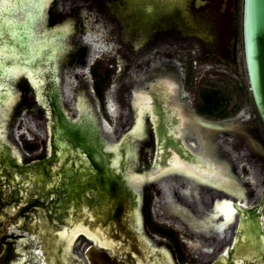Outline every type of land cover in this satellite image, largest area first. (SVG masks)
I'll list each match as a JSON object with an SVG mask.
<instances>
[{"label":"water","instance_id":"1","mask_svg":"<svg viewBox=\"0 0 264 264\" xmlns=\"http://www.w3.org/2000/svg\"><path fill=\"white\" fill-rule=\"evenodd\" d=\"M53 3L54 0L48 3L44 0L0 2V162L5 161L1 170L9 174L10 170H15L12 163L21 161L22 158L28 160L31 157H44L46 141L39 136L38 131L43 132V136L47 135L43 127L47 115L36 103L34 91L27 84L25 77L34 87L40 103L46 106L44 98L51 99L59 126L58 129L51 122L48 127V154L52 157L50 174L47 177H39L42 175L39 169L44 172L45 170L37 166L39 169L36 173H29L30 175L25 177L29 178L20 186L23 204H28L34 190L39 188L41 194L43 190L40 189L45 184L50 185L48 194L52 201H55L46 211L55 226H49L39 215L29 229L31 233L36 234V239L42 238L41 232L47 238V251L42 244L37 251L36 256L39 257H36V260L40 261L47 252L48 258L41 260L46 264H72L71 257L82 261L85 249L92 242L96 247H89L85 253L89 264H130L111 256L105 250H100V247L128 257L133 264H175L167 247L149 239L144 231L145 197L137 170L136 173L129 174L133 161L129 150L104 139L99 136V131L93 130L94 126H97L93 107H88L85 97L78 101L79 118L72 120L73 122L63 111L62 88L60 87V91L55 86H59L60 82L58 70L62 55L60 39L51 23ZM37 8L41 9L38 15L35 13ZM243 37L249 87L257 114L264 124V0H244ZM60 74L62 76V66ZM52 76H55L58 82L55 83V80L51 79ZM192 117L200 126L210 129L228 130L231 126L206 121L193 115ZM60 129L64 130L60 132ZM157 131L161 145L171 144L170 139L173 141L175 138V134L166 129V123ZM63 136H67V142L62 139ZM201 136L204 140L205 136ZM52 139L55 142V151L51 147ZM110 141L113 142L112 145ZM126 142L128 147L131 146L129 137ZM37 146H41V150L33 153ZM29 147L32 151L28 155L25 150ZM157 147L161 149L160 144H157ZM185 148L192 156L200 154V151L194 153ZM199 154L196 155L197 158H200ZM92 161L102 172L105 168L109 172L112 170L116 176L126 180L127 186L119 187L122 180L113 177L111 171V181L107 180L111 185V193H114L111 197L100 194V190L104 191L109 184L108 187L103 184V178L99 177ZM214 162L219 165L215 160ZM226 166L229 172L233 170L230 168L232 163ZM131 169H134V166H131ZM18 180H22L21 175ZM130 188H139L144 203L138 193H135L136 196L127 197ZM107 191L110 193L109 189ZM57 203H61L58 208L62 207L59 212L54 211ZM235 206L239 208L242 205L235 203ZM238 208L237 233L220 257L223 258L222 264H264V196L254 207H244V210ZM121 222L127 225L126 231L119 226ZM18 225L23 229L24 221L18 222ZM37 225L41 228L40 233L35 230ZM81 235L90 242L80 238ZM1 239L2 233L0 241ZM2 247L5 248L4 251ZM15 260L16 255L12 253L9 244L5 247L0 243V264H11ZM219 261L216 260L215 264H219Z\"/></svg>","mask_w":264,"mask_h":264},{"label":"flooded vegetation","instance_id":"2","mask_svg":"<svg viewBox=\"0 0 264 264\" xmlns=\"http://www.w3.org/2000/svg\"><path fill=\"white\" fill-rule=\"evenodd\" d=\"M191 1L192 0H128V8L137 12L138 17L140 18V24L152 26L163 20V18H172V16L176 13L182 14L184 16V19L188 20L189 12L187 11V7ZM194 4L196 7H201L205 4V1L195 0ZM109 17L112 18L111 16ZM202 23H197L195 22V20H192L188 24L193 26L196 25L197 30H199V27L201 26L200 24ZM66 24H64L66 25V27H63V29L66 30L64 38L62 39L63 43L66 34L70 30L69 28H71L70 22H67ZM156 37L157 34L155 32L152 33V38ZM89 38H92V36H89ZM125 41L126 40H124V42ZM147 50V44L144 48H140V51H137V54L140 57L133 65L128 68L127 74L122 78H117L114 83H109L108 85V87H112L113 85L117 84L122 88L116 94H112L111 96L106 97L107 101L105 99L103 100L104 109L108 113L109 111L114 113V115L117 117L115 119L116 126H113L106 118L101 119V117L95 113L94 108L91 107V102H95L93 96L95 90L92 88V83L96 81L98 84L100 81V76L93 67L95 66V61L98 59L99 53L104 51L103 44L90 41L77 49H73L70 54L65 53L64 59H66L68 67H70V69L65 72L66 79L68 78L69 80H71L70 78L72 76H76L82 77L83 80H81L77 84V96L75 99H69L68 97V95H70L71 93V86L66 85L65 89H62L61 95L63 94V96L61 99V105L63 111L67 116L69 115L71 121L76 119L77 117L79 118L78 113L80 111V108L77 107L78 101L79 99L85 97L88 107L92 108L93 110L94 119L97 125L94 126L93 130L99 131V136L107 139L105 135L108 136L111 134V136L115 137V132L122 129L123 133L115 143L129 150L132 158H134V151L136 149L133 143V136L138 135L139 137H141V141H144L143 134L148 132V124H150L152 130L151 133L153 135L154 159L152 161V166L143 172L144 175H138L140 183L142 184L148 180H155V186L160 194V200L157 202L155 207L158 214L166 219H174L180 227L186 230L187 235L197 239L198 243H195L194 249L192 250L194 259H197L198 262L205 260V262H208L207 264H215L216 260L219 259V264H222L223 258L220 257L223 255L224 251L223 243L226 240L225 232L228 230V227L231 228V226H234L233 224L237 222V225L235 224L236 227L234 228L235 230L231 238L232 240L237 233L239 224L237 215H235L237 218H235L233 222L225 221L223 209H226L228 207L233 211L234 214H236L235 212H238V207L235 206V203L246 205L248 196L252 200L258 198L259 192H256V190H259V187L264 189L263 183L262 186H260V183L262 181L261 179L264 177V156L260 155L258 151H255L253 146H250L249 148L244 141L235 143V140H233V138H230L227 143H223L221 142L220 138L217 139V136L211 139L207 137L206 134H203V136H205V139H202V143L205 148H211L213 146L214 149L212 150H215L213 152L215 154L219 153L220 158L226 163V165L229 166V164L232 163V167L230 168H232L233 170L229 172L226 168L227 166L224 167L223 165H217L213 159L211 160L209 151H200V154L198 153L200 155V158L196 157V155L198 154L192 156L185 147L189 148L191 152L197 153L195 151H199L198 149H196L198 140L197 136L193 134V130H191V132H188L185 125L187 124L188 120V118L184 116L186 113L185 109L187 111L190 110L189 105H187L186 103L181 104L178 100V97L182 94L180 71L176 66L172 64L171 61L165 64H160L158 63L159 61L156 58L154 60H151L152 62L146 63L148 56ZM63 51H65V46L63 48ZM63 54L64 52H62L61 55ZM61 63L62 62H60V67L58 70V75L60 76L59 86L55 84V86L58 87L59 90L62 83V76L60 74L62 66ZM77 69L80 71L78 72ZM85 70H90L89 74ZM148 72H150V75H147ZM109 73L110 70L105 73V76L107 78H109ZM51 79L55 80V83L58 82L55 76H52ZM25 80L29 87L34 91L36 103L46 111L45 113L47 115V118L45 126L43 125V127L47 135H44V137L43 132L38 131L39 136L43 137L46 141V144H44L45 151H43L44 157L42 158L31 157V159L24 160L21 157V161L18 160L15 163H12L13 161H11L12 166L15 170H10L9 174H5L3 170H1L4 167L3 164L5 163V161L0 162V233H2V239L0 243L5 247L6 244H9L12 253L16 255V260L12 261L11 264H46L41 260H43L44 257L48 258L46 254L47 252L44 254V257L40 259V261L36 260V257H39L36 256V254L38 249L41 248L42 244L46 249L45 242L47 238L43 235L44 233L41 232V228H39V225H37L35 230H37V232L39 233H42L41 239H36V234L31 233L29 229L32 227V224H34L35 218L40 217L39 215H41V217L45 219L46 223H48L49 226H55L52 225L50 221V215L46 212L47 209L49 210L51 208V204L55 202L52 201L51 196L48 194L50 185L45 184V186H42V189H40V191L43 190L41 194L39 192V188L34 190L32 192V196L29 198L28 204L22 203L24 198L21 194L22 190H20V186L26 181V179L29 178L25 177L27 175H30L29 173L35 174L39 167H43L45 170L44 172L43 170L39 169V171H42V175H39V177H47L50 174L49 165L52 161V157L50 154H48V127L49 123L51 122L54 123V126L58 127V129L59 126L56 120L57 114H55L53 111L54 109L51 99H49V97L44 98L46 100V106L44 105V103H40L37 100V93L34 87L31 86L30 81L26 77ZM159 84L166 85V89L165 91H163V98L155 99L153 97V94L158 89ZM129 92L131 93V101L130 99H127L126 96ZM72 100L73 103L71 102ZM71 103L74 111L73 116H71V110L69 107ZM126 109H130L128 112L129 115L131 114V117L128 121L129 123L126 122L127 119L124 117V112L126 111ZM189 112L190 114H192V111ZM248 116L249 114L247 112H244L241 113V115L238 116L237 119L232 120L233 122H236L237 120L243 119L241 123L254 125L253 122L250 121V119H247ZM126 123L129 124V126H126ZM163 123H166V129L168 131L175 134V138L173 139V141L172 139H170L171 144L161 145V141L159 139L160 134L157 135V130L162 126ZM93 124H95L94 121ZM253 129L257 130V127H253ZM63 130L64 129H60V132H62ZM232 130L236 131L239 130V128L234 125ZM65 133L67 134V131ZM65 137L63 136L62 139L67 142ZM127 137H129L131 144V146L129 147L126 142ZM187 141H190L191 145H193L194 147L190 146ZM112 144L113 142H111V145ZM157 144H160L161 149H158ZM51 147L55 151L56 147L53 139L51 141ZM41 148V146H37L36 149L33 150V153L41 150ZM25 151L29 155L32 149L31 147H29ZM166 151L168 155L178 156L179 158H181L187 164V168L180 169V167H173V169L166 170V172H157V170H159L158 167H160L161 164L159 159L160 155L161 153H165ZM247 156L252 157L250 180H252V182H256V185H254L253 183L251 184L250 188L245 187L243 183L237 181V177L242 175V170L240 167L241 160L242 158L244 159ZM11 163L9 166H11ZM91 163L92 166H94L95 169L99 172V177L103 178V184L107 186V184L110 183L108 180L111 181L110 178L112 170L109 172L107 171L108 169L105 168L103 170L104 177H102V169L93 161ZM131 166H134V169H131ZM131 166L129 168V174L136 173L134 160L132 161ZM152 168L153 170H151ZM198 168L204 170L205 175H207L206 173L208 172L217 174L219 179L218 181L220 183L209 179L207 176L200 174V172L198 173ZM149 170L151 171L147 173ZM112 174L113 177H117L118 179L122 180V184H120L119 187L123 185L127 186L126 180H123L120 176H116L113 171ZM20 175L22 179L21 181L18 180ZM182 175H186V178ZM223 176L225 178L224 182ZM191 177L194 178V180H192ZM183 179H185V181H183ZM99 184L102 185V183L100 182ZM108 186L107 189L110 190V193L107 191V189H104V191H102L101 189L100 194H107L109 197H111V194L114 192L111 193V185L109 184ZM218 189L223 190H219V192ZM134 190H131L130 188V190L127 191V197L130 198V195L136 196L135 193H138L142 199V203H144V198L142 193L139 192V188ZM225 193H229V196H233L236 199L232 200L226 198ZM122 194L124 195L125 193L123 192ZM212 194H216L215 196H219V199L218 201L214 200L215 203L214 201L212 202V212H204L205 201H208ZM47 196L49 197L46 199ZM60 204L61 203H57V206H55V212H59V210L62 208H58V205ZM238 210L242 209L238 208ZM22 221H24L23 229L20 228L21 225H18V222L20 223ZM144 223L145 222L143 221V227ZM119 226L126 231L127 225L125 223L121 222L119 223ZM81 236L82 237L80 238L87 240L86 238H84V235ZM91 246L95 245L90 242V245L84 251V258L81 259L82 261H76L73 257H71V260L73 259V261H71L72 264H74V262L89 264L85 253ZM2 248V250L4 251L5 248ZM99 249L107 251L111 256L119 260L127 261L130 264H133L131 259L119 255L111 249H106L104 247H100ZM175 264L177 263L175 262Z\"/></svg>","mask_w":264,"mask_h":264},{"label":"rangeland","instance_id":"3","mask_svg":"<svg viewBox=\"0 0 264 264\" xmlns=\"http://www.w3.org/2000/svg\"><path fill=\"white\" fill-rule=\"evenodd\" d=\"M194 1L192 0L187 7L188 20H185L182 14L176 13L172 18H163L155 25L147 26L140 24L137 12L128 8V0H54L51 17L54 29L66 27L67 22L71 23L64 40L61 88L64 90L66 85L71 86L68 97L75 99L77 84L83 80L82 77L76 76H72L71 80L66 79L65 72L70 67L64 59L65 53L70 54L73 49L90 41L102 43L104 51L99 53L93 67L100 76V81L98 84L96 81L92 83L95 102L91 103L101 119L106 118L116 126L117 117L104 109L103 100L107 101L106 97L116 94L122 88L117 84L112 87L108 85L127 74L128 68L140 57L137 51L139 52L140 48H144L147 44L146 63L156 58L160 64L171 61L180 71L182 96L177 99L179 103L189 105L190 110L185 109L184 116L188 118L185 125L188 132L193 130V134L197 136L196 149L209 151L213 160L219 165L226 166L219 153L213 152L215 151L212 150L213 146V148H205L203 145L201 135L206 134L211 139L217 136V139L220 138L223 143H227L230 138H233L235 143L244 141L249 148L253 146L255 151L264 156V124L255 109L246 73L243 37L244 0H204L205 4L201 7H196ZM192 20L197 23L203 22L199 30L196 25L188 24ZM154 32L157 34L156 38H152ZM108 70H110L109 78L105 76ZM89 71L86 72L89 74ZM147 75H150V72ZM165 86L158 85V89L153 94L155 99L163 98ZM126 96L131 101V93ZM71 102L73 103V100ZM72 103L69 107L71 114H74ZM129 110L126 109L124 112L127 123L131 117ZM189 111H192V114ZM244 112L249 114L247 119H250L254 125L241 123L243 119L233 122L232 119H237ZM192 115L206 121L221 122L231 126L228 130L202 127ZM234 125L239 130H232ZM253 127H257V130ZM151 132V126L148 124V132L142 133L144 141H141L138 135L133 136L136 147L133 160L137 174L140 176L152 166L154 159ZM122 133L120 129L115 132V137L104 135L107 139L117 142ZM187 142L194 147L190 141ZM251 166V156L242 158L240 163L242 175L237 177V181L249 188L253 184L250 180ZM182 176L186 178V175ZM211 178L209 179L219 182L218 177L211 176ZM191 179L194 180L192 177ZM141 185L145 197L144 231L147 237L166 246L177 264H207L205 260L198 262L193 257L192 250L195 243H198L197 239L187 235L186 230L174 219H166L158 214L155 207L160 200V194L155 186V180L145 181ZM225 194L228 199H236L229 196V193ZM263 194L264 189H261L258 198L252 200L248 196L246 205L251 207L258 205ZM215 195L212 194L208 201H205L204 212H212V202L219 199V196ZM235 224L237 225V222L225 232L223 250L231 242Z\"/></svg>","mask_w":264,"mask_h":264},{"label":"bare ground","instance_id":"4","mask_svg":"<svg viewBox=\"0 0 264 264\" xmlns=\"http://www.w3.org/2000/svg\"><path fill=\"white\" fill-rule=\"evenodd\" d=\"M56 32H57V35H58V37H59V39H60V46H61V54H62V52H64L63 51V48H64V43H63V41H62V39L64 38V34L66 33V30L65 29H58V30H56ZM62 43V44H61ZM94 54V53H93ZM86 55V54H85ZM94 56V55H93ZM87 57V56H86ZM95 59V58H94ZM91 61V60H90ZM89 61V62H90ZM88 62V63H89ZM107 122V121H106ZM107 124V123H106ZM108 126V125H107ZM110 126V125H109ZM111 130V129H110ZM177 132V131H176ZM111 135V134H110ZM181 138V137H180ZM196 145V144H195ZM226 151V150H225ZM178 154V153H177ZM224 154H225V152H224ZM183 157V156H182ZM225 157V156H224ZM228 157H230V156H228ZM184 158V157H183ZM231 158H232V155H231ZM235 158V157H234ZM160 167H158V169L159 170H157V172L159 171V172H161V171H165L166 172V170H169V168H172L173 169V167L175 168V167H177V168H179L180 167V169L181 168H187V164L181 159V158H179L178 156L176 157V156H171V155H168V153H167V151L165 152V153H161V155H160ZM212 160V159H211ZM210 162V161H209ZM228 163V162H227ZM171 170V169H170ZM197 172L199 173L200 172V174H203V175H205V171L204 170H202V169H200V168H198V170H197ZM207 175H205V176H207L208 178H211V176H214V177H218L217 176V174H213V172L212 173H206ZM161 176V175H160ZM211 179H214V178H211ZM223 179H225L224 177H223ZM262 181H261V183H260V186H262V183L264 184V177L261 179ZM253 183H255V185H256V182H254L253 181ZM260 189H262L261 187H259V190H258V192L260 191ZM257 191V190H256ZM259 196V195H258ZM244 201V200H243ZM233 202V201H232ZM228 204V203H227ZM239 205H242L241 207L239 206V208H241L242 210H244V207L245 208H250L249 206H246L245 204H241V203H239ZM221 207V206H220ZM231 207V206H230ZM228 208V207H227ZM223 209V214H224V218H225V221H227V222H233V220H234V218H237L235 215L236 214H234L233 213V211L231 210V209ZM234 209V208H233ZM236 213V212H235ZM219 216V215H218ZM227 224V223H226ZM225 225V224H224ZM226 228V227H225ZM224 228V229H225Z\"/></svg>","mask_w":264,"mask_h":264},{"label":"snow or ice","instance_id":"5","mask_svg":"<svg viewBox=\"0 0 264 264\" xmlns=\"http://www.w3.org/2000/svg\"><path fill=\"white\" fill-rule=\"evenodd\" d=\"M0 2H2V0H0ZM45 3L50 2V0H44ZM41 9L37 8L35 9V13L38 15L40 13Z\"/></svg>","mask_w":264,"mask_h":264}]
</instances>
